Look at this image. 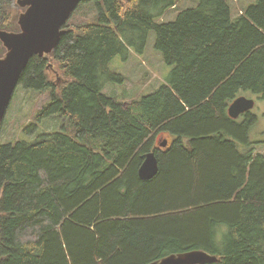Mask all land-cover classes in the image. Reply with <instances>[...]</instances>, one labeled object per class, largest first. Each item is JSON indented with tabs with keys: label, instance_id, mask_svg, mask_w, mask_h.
Instances as JSON below:
<instances>
[{
	"label": "trees",
	"instance_id": "trees-1",
	"mask_svg": "<svg viewBox=\"0 0 264 264\" xmlns=\"http://www.w3.org/2000/svg\"><path fill=\"white\" fill-rule=\"evenodd\" d=\"M228 1L163 21L179 0H83L56 47L30 58L18 85L48 92L37 124L65 122L0 141V264H146L197 249L219 257L207 264H264L257 118L228 113L242 91L264 98V0L235 18ZM20 3L0 0V32L20 31ZM151 32L173 66L166 81L131 102L104 92L126 81L111 62L143 54ZM7 49L0 37V60ZM150 150L159 171L143 180Z\"/></svg>",
	"mask_w": 264,
	"mask_h": 264
},
{
	"label": "rangeland",
	"instance_id": "rangeland-1",
	"mask_svg": "<svg viewBox=\"0 0 264 264\" xmlns=\"http://www.w3.org/2000/svg\"><path fill=\"white\" fill-rule=\"evenodd\" d=\"M21 0H19L20 2ZM257 0H229L231 4L232 17H239L241 11L245 12L251 4H255ZM197 0H179L178 6L169 10L161 19L172 21L177 13L187 7H194L198 5ZM80 18V15L78 16ZM5 33L0 32V37ZM3 39V37H2ZM156 34L151 32L148 38L146 50L143 54L135 51L131 52L128 57L116 56L111 62V68L117 72L122 73L126 77V82L122 84L106 82L104 83V92L108 94H117L118 97H128L134 101L137 97H143L144 94H149L157 89L161 84L166 81L171 68L173 66L167 65L162 54L156 49L155 42ZM9 49V46L7 45ZM44 54V53H43ZM54 67L49 71V77L54 80L56 74ZM58 81V80H57ZM240 95H245L254 100V107L250 110V114L256 117V122L249 129V148H253L255 152H260L264 156V98L258 94H254L250 91H242ZM48 99V92H36L34 90H27L18 85L16 87L13 99L10 100L7 113L3 118V122L0 124L2 128V134L0 141H9L23 137L29 139L32 135L27 136L22 129L24 126L31 124H37L35 115L37 109ZM129 100V99H128ZM244 115L238 117V120H244ZM65 120L60 116H51L42 121L38 126L43 131H59L63 126ZM164 137H160L157 140V146L159 142H162ZM240 149L246 148V145L237 143Z\"/></svg>",
	"mask_w": 264,
	"mask_h": 264
},
{
	"label": "water",
	"instance_id": "water-1",
	"mask_svg": "<svg viewBox=\"0 0 264 264\" xmlns=\"http://www.w3.org/2000/svg\"><path fill=\"white\" fill-rule=\"evenodd\" d=\"M83 0H21L25 12L18 24L19 32L5 33L3 40L9 46L0 60V121L4 118L13 99L25 67L35 54L50 52L58 44L62 27ZM254 100L245 95L237 97L228 108L231 118H238L254 107ZM168 145L165 139L160 146ZM154 150L146 153L138 169L141 179L149 180L157 175L159 161ZM219 260L215 254L197 249L169 254L160 260L146 264H207Z\"/></svg>",
	"mask_w": 264,
	"mask_h": 264
},
{
	"label": "crops",
	"instance_id": "crops-1",
	"mask_svg": "<svg viewBox=\"0 0 264 264\" xmlns=\"http://www.w3.org/2000/svg\"><path fill=\"white\" fill-rule=\"evenodd\" d=\"M126 82V81H125ZM124 82V83H125ZM114 95V94H113ZM119 95H117L116 97H118ZM119 98H121L122 100H124L125 102H131L132 101V98L130 99L129 97H128V99L126 98V97H124V96H121V97H119ZM138 98V97H137Z\"/></svg>",
	"mask_w": 264,
	"mask_h": 264
}]
</instances>
